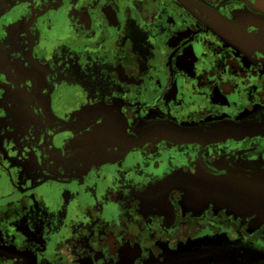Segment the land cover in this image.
Instances as JSON below:
<instances>
[{"label":"flooded vegetation","instance_id":"1","mask_svg":"<svg viewBox=\"0 0 264 264\" xmlns=\"http://www.w3.org/2000/svg\"><path fill=\"white\" fill-rule=\"evenodd\" d=\"M224 169L264 174V0H0V264H264Z\"/></svg>","mask_w":264,"mask_h":264},{"label":"water","instance_id":"2","mask_svg":"<svg viewBox=\"0 0 264 264\" xmlns=\"http://www.w3.org/2000/svg\"><path fill=\"white\" fill-rule=\"evenodd\" d=\"M216 179L221 183V186L205 187L207 190H212L230 200H238L245 205L248 201V194L253 190V195L257 196L258 200L264 194V174L246 172V171H226L221 170L217 173ZM253 177V179H252ZM253 182V188L250 186Z\"/></svg>","mask_w":264,"mask_h":264}]
</instances>
